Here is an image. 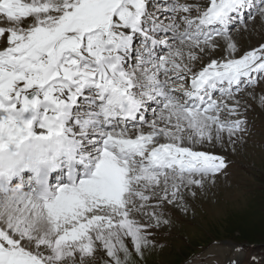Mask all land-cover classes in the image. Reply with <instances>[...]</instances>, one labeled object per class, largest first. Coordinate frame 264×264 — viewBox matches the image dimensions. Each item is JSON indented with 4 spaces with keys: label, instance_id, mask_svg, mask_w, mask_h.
Returning <instances> with one entry per match:
<instances>
[{
    "label": "snow or ice",
    "instance_id": "obj_1",
    "mask_svg": "<svg viewBox=\"0 0 264 264\" xmlns=\"http://www.w3.org/2000/svg\"><path fill=\"white\" fill-rule=\"evenodd\" d=\"M257 20L264 0H0V264L163 248L264 109V43L233 39Z\"/></svg>",
    "mask_w": 264,
    "mask_h": 264
},
{
    "label": "rangeland",
    "instance_id": "obj_2",
    "mask_svg": "<svg viewBox=\"0 0 264 264\" xmlns=\"http://www.w3.org/2000/svg\"><path fill=\"white\" fill-rule=\"evenodd\" d=\"M233 39L241 52L257 47L264 43V24L249 21L248 31L234 32ZM249 103L252 107L246 115L250 134L246 143L237 145L236 152L226 151L231 161L227 177H220L206 194L190 199L192 208L187 215L169 207L172 226L155 233L157 243L164 247L146 254L143 264H229L230 260L264 264V246L247 244L224 233L233 228L232 224L251 226L264 218L260 203L264 192V109Z\"/></svg>",
    "mask_w": 264,
    "mask_h": 264
},
{
    "label": "trees",
    "instance_id": "obj_3",
    "mask_svg": "<svg viewBox=\"0 0 264 264\" xmlns=\"http://www.w3.org/2000/svg\"><path fill=\"white\" fill-rule=\"evenodd\" d=\"M264 181V168H263V177L261 178ZM263 199H261V212L264 214V192ZM260 208V207H259ZM233 228H228L224 230L228 236L233 237L234 239L242 240L243 242H247V244H256L260 246H264V218L263 220H258L254 222L251 226L244 225L242 223L232 224Z\"/></svg>",
    "mask_w": 264,
    "mask_h": 264
}]
</instances>
